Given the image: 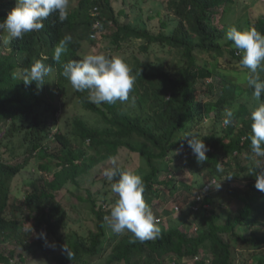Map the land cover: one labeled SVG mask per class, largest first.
Masks as SVG:
<instances>
[{
	"label": "trees",
	"instance_id": "1",
	"mask_svg": "<svg viewBox=\"0 0 264 264\" xmlns=\"http://www.w3.org/2000/svg\"><path fill=\"white\" fill-rule=\"evenodd\" d=\"M230 1L168 0L169 9L179 21L166 34L120 24L112 0H79L78 5L69 6L68 19L63 23L54 13L44 21L42 30L0 45V241L18 239L29 249L33 243L22 239H28L36 231L54 232L64 224L66 211L57 193L68 180L74 181L80 172H86L89 164L98 158L96 154L86 155L84 145L89 142L94 149L106 151L100 158L113 156L122 147L146 156L149 172L142 177L143 196L151 210L157 205L155 198L160 192L172 194L169 188L173 180L181 178L187 185L195 181L200 171H206L216 182L223 178L247 182L248 199L233 218L224 223L212 219L197 235L190 234L185 226L187 218L182 216L180 223L168 231L134 243L127 231L119 235L108 233L103 224L110 209H97L94 204L97 230L88 235L74 233L68 244L59 240V245L70 250L71 258L64 250L56 256L54 264H169V260H173L171 264H264V234L258 229L264 226V192L255 187L256 176L264 172V158L255 157L250 149L251 113L239 128L230 124L209 134L195 131L206 120L205 114L213 109L218 116L242 95L244 89L231 76V71H227L229 65L244 71L247 81L248 70L239 66L241 56L232 42H223L226 27L221 28L216 20ZM15 5L16 0H0V22ZM94 22L100 23L103 29H94ZM107 24L113 29L109 35V51L99 50L97 46L94 54L110 56L113 50L134 45L149 53L158 45L178 58L155 69L135 55L130 66L136 78L130 93V98L134 96L136 100L134 106L120 102L92 104L87 99V91L74 90L62 76L64 63L83 58L81 40L87 37L95 44L97 38H92L91 33L97 32L100 37ZM253 28L264 34V17L247 29ZM80 29L83 33H78ZM66 34L72 36V41L60 62H56L54 48ZM202 53L206 57L200 58ZM36 60L53 69L40 89L35 82L26 86L21 79L14 78V73L30 68ZM259 74L264 79V71ZM69 87L83 108L97 114L99 120L90 125L88 120L74 117L71 126L60 133L55 131L52 138L54 127L47 120H59L57 112L64 104L58 99ZM247 90L253 93L252 88ZM260 99L264 101V95ZM188 134L204 140L209 149L206 161L197 162L188 147L191 137H184ZM51 138L68 150L58 156L61 171L53 180L43 175L34 183L33 192L24 200L14 201L11 198L13 179L29 166L31 158L39 154L42 159L49 158L45 142ZM73 138L77 140L76 146ZM177 150L181 157L191 158L192 163L179 170L174 179L157 178L161 171L168 169V162L175 160ZM42 159L39 168L49 174L51 159ZM257 162L260 165L256 166ZM218 165L222 172L218 171ZM158 186L165 188L161 190ZM190 212L194 213L193 209ZM246 222L253 225L248 234L237 229ZM15 253L14 249L0 250V264H11Z\"/></svg>",
	"mask_w": 264,
	"mask_h": 264
},
{
	"label": "rangeland",
	"instance_id": "2",
	"mask_svg": "<svg viewBox=\"0 0 264 264\" xmlns=\"http://www.w3.org/2000/svg\"><path fill=\"white\" fill-rule=\"evenodd\" d=\"M79 0H69V6L74 7L78 5ZM112 5L117 15L120 24H130L133 27L149 28L154 33L170 34L177 25L179 19L169 9L168 0H112ZM264 17V0H231L227 4L224 13L217 17V22L222 28L225 26L226 30L229 27H237L240 30H246L250 25L254 24L258 18ZM163 23H166L164 25ZM100 30L103 29L100 25ZM79 30L78 33H83ZM225 30V33H226ZM102 33L95 40V44L89 38L82 39L81 55L94 54V50L109 51L107 47L110 46L109 35L113 31L110 25H106ZM223 36V42L227 43ZM229 47V46H228ZM6 51V50H4ZM98 54V53H96ZM110 56H119L130 67L135 55L140 60L148 61L149 67L161 69L169 62H174L178 58L163 49L160 46L153 47L151 52H142L135 45L132 48L125 47L113 50ZM200 58L206 57L203 53L199 55ZM225 59V58H223ZM226 60V59H225ZM227 71H231V76H235L241 87H243L242 95L231 105L226 106L218 116H215V110H211L209 114H205V119L200 127L195 131L200 130L202 134H209L220 127H225L223 120L225 119L226 110L234 112L233 126L239 128L244 119L248 118V114L264 102L261 99L257 100L253 94L247 90L248 84L245 80V72L240 71L239 67L228 66ZM240 71L239 74H236ZM212 81L209 80L208 83ZM202 97V96H200ZM58 101L63 102L62 110L57 112L59 120L51 122L47 120L54 127L50 137L53 138V133L56 131L60 133L71 126V120L76 117L88 120L90 125L96 124L99 120L95 113L89 112L83 108L80 101H78L71 88H67L61 95ZM246 111H249L248 113ZM246 112V113H245ZM72 129V127L70 128ZM48 139L45 145L48 147L47 154L49 158L42 159L40 154L36 158H31L30 164L23 169L12 181L11 198L14 201L24 200V197L34 191V183L39 181L44 175L50 180L54 179V175L60 172L62 167L59 164L58 156L66 153V148H61L53 139ZM73 145L76 146L77 140L73 138ZM142 143V141L140 142ZM84 148L87 149L86 155L92 156L89 153L96 154L98 158L89 164V169L86 172H80L76 179L68 180L64 186L57 193V198L60 200L62 206L66 211V218L64 224L58 227L54 232H45L43 236L38 231L33 232L26 239H22L25 243H33L29 249L24 247V243L18 239H3L0 241V250L10 251L15 250V257L12 258L11 264H54L57 255L64 251V248L59 245V240L69 243L74 233L90 234L91 231L97 230V218L93 213L92 206L95 204L97 209L102 207L104 210H109L110 206L114 204L118 198L116 194L111 192L110 182L104 176V171L113 167H118L121 170L132 171L141 177L149 172L147 166L146 156L137 150H131L122 147L118 152L110 157L100 158L106 154L103 148L94 149L91 143L86 142ZM180 151V150H179ZM174 154L175 160L168 162V169L161 171L157 178L159 179H174L176 173L183 169L187 163H192V159L188 157H181ZM38 155V154H37ZM51 159L52 168L49 174L44 173L39 168V161ZM49 161V162H50ZM119 179V176L116 177ZM194 181V180H193ZM191 181L186 185L183 179L173 180L170 190L171 195L160 192L156 197L155 207L152 212L158 221L159 232L168 231L174 225L180 223L181 217L187 218L185 226L191 235H197L203 225H207L212 219L219 223H224L226 220L233 218L237 210L246 203L248 199L247 182L235 179H217L216 183H211L213 178L206 172L200 171L195 181ZM220 184V187L217 188ZM164 189L165 186H158ZM202 194L208 203V208L199 212H190L191 204L195 196ZM160 219V220H159ZM252 224H242L238 231L246 234L250 233ZM103 228L107 229L108 233L113 231L105 221ZM261 234H264V226L258 228ZM256 229L257 231H259ZM24 234H21V237ZM96 263V258L93 259ZM169 264L173 260H169Z\"/></svg>",
	"mask_w": 264,
	"mask_h": 264
},
{
	"label": "clouds",
	"instance_id": "3",
	"mask_svg": "<svg viewBox=\"0 0 264 264\" xmlns=\"http://www.w3.org/2000/svg\"><path fill=\"white\" fill-rule=\"evenodd\" d=\"M54 13L58 14L60 23L66 21L69 15V0H16L15 7L8 13L6 19L0 22V45H6L12 39H22L28 33L42 30L45 26L44 21ZM4 33L7 34L6 37ZM224 39L232 42L237 54L241 56L239 66L248 70L247 84L253 89V96L259 100L264 95V79L259 74V71H264V34L254 28L240 30L233 26L226 30ZM71 41L72 36L66 34L55 46L53 59L56 62H60ZM52 71L50 65L36 60L30 68L14 73V78L21 79L26 86L35 82L37 89H40ZM62 76L70 82L74 90L87 91L88 101L97 106L105 103L113 105L117 102L134 106L136 103L134 96L130 98L136 78L127 63L119 56L87 54L82 59L64 63ZM250 118L251 152L255 157L264 158V102L251 111ZM233 123L234 112L226 110L223 124ZM184 137H191L188 140V147L197 162L206 161L209 149L204 140L192 134ZM258 165L259 162L256 166ZM218 171H223L219 165ZM103 174L110 182L111 192L118 197L110 206V214L104 217L111 230L118 235L125 231L131 233L133 243L136 240L145 242L155 238L159 234L158 221L144 199L143 178L118 167L106 169ZM117 176L119 179H116ZM216 187L219 188L220 184ZM255 187L264 192V172L256 176ZM64 250L71 258L70 250L67 247Z\"/></svg>",
	"mask_w": 264,
	"mask_h": 264
},
{
	"label": "built area",
	"instance_id": "4",
	"mask_svg": "<svg viewBox=\"0 0 264 264\" xmlns=\"http://www.w3.org/2000/svg\"><path fill=\"white\" fill-rule=\"evenodd\" d=\"M95 10H96V7L94 8L92 14L94 13ZM93 28L94 29H99L100 28V23L94 22ZM97 36H98L97 32H92L91 33V37L92 38H97ZM215 182H216L215 179H213V181L211 183L214 184ZM207 208H208V203L205 200V196L202 195V194H199V195L195 196V198L193 199L192 204H191V209H193L194 212H199V211H202V210H206Z\"/></svg>",
	"mask_w": 264,
	"mask_h": 264
}]
</instances>
